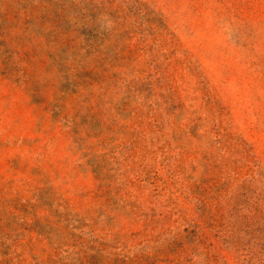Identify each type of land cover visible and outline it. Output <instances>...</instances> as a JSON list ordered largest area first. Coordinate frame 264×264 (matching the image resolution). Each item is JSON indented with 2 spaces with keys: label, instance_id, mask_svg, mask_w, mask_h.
Wrapping results in <instances>:
<instances>
[{
  "label": "rangeland",
  "instance_id": "rangeland-1",
  "mask_svg": "<svg viewBox=\"0 0 264 264\" xmlns=\"http://www.w3.org/2000/svg\"><path fill=\"white\" fill-rule=\"evenodd\" d=\"M0 264H264V0H0Z\"/></svg>",
  "mask_w": 264,
  "mask_h": 264
}]
</instances>
